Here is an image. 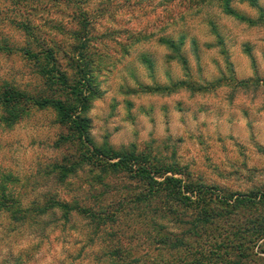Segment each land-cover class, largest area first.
<instances>
[{"label": "rangeland", "instance_id": "374dc122", "mask_svg": "<svg viewBox=\"0 0 264 264\" xmlns=\"http://www.w3.org/2000/svg\"><path fill=\"white\" fill-rule=\"evenodd\" d=\"M82 1L96 22L87 50L99 91L88 112L94 144L178 164L223 194L264 189V26L227 15L226 0L190 10L187 0ZM230 6L250 20L260 16L241 0ZM75 8L65 0H0V87L32 95L49 90L37 60L21 51L28 43L39 50L25 24L45 49H54L73 80ZM61 135L67 132L52 109H33L13 128L0 123V191L35 211L24 222L0 213V264H122L113 257L117 252L132 264H193L202 256L196 249L190 256L170 250L149 223V209L131 202L135 184L121 175L84 168L61 184L55 166L76 152L59 144ZM51 199L98 213L125 209L113 221L37 210L50 208ZM190 220L158 222L182 236ZM232 220L227 231L234 230ZM250 252L248 264H264V242Z\"/></svg>", "mask_w": 264, "mask_h": 264}, {"label": "trees", "instance_id": "16d2710c", "mask_svg": "<svg viewBox=\"0 0 264 264\" xmlns=\"http://www.w3.org/2000/svg\"><path fill=\"white\" fill-rule=\"evenodd\" d=\"M208 1L210 0H187L185 9L206 6ZM241 1L259 11L260 16L257 20H250L234 11L230 6L231 0L224 2V12L250 25L264 26V9L259 1ZM65 2L77 7L74 12V23L78 27L71 31L74 40L79 42V45L73 48L71 62L73 80L57 64L54 49H45L31 32L32 29L26 24L23 25L24 31L30 33V38L36 39L39 50L35 53L32 48L35 43H28V47L21 51L25 56L37 60L39 75L45 79L49 90L32 95L16 87L8 85L0 87L2 111L0 123L6 128H13L33 109H52L56 113L58 124L67 132V135H61L59 144L75 148L76 151L75 154L66 155L62 163L55 166L61 184H65L84 168H89L91 172L97 171L107 178L121 175L135 184L137 194L133 195L131 202L140 205L145 212L149 209L151 215L146 213L150 216L147 217L149 223L157 228L158 233L163 234L161 241L169 244L170 250L184 249L190 256L193 249H196L202 256L193 264H248L252 256L250 251L253 252L261 242H264V189L249 194H223L197 181L178 164L168 166L159 163L150 154L138 153L135 150H116L108 144L102 147L94 144L90 136L92 121L88 117V112L93 101L98 98L99 91L92 77L93 60L87 50L92 43L89 32L96 22L89 12L84 10L85 2L81 3V0ZM162 42L173 49L176 48L173 41ZM114 190L117 193L119 188ZM153 205L156 206L155 209H151ZM48 207L50 208L37 207V210H41L42 214H47L48 210L54 208L64 210L67 214L76 211L96 221L118 219V215L125 209L121 206L120 210L114 211L113 214L105 211L98 213L93 208L78 203L68 204L54 199H51ZM188 211L190 216L186 214ZM1 212L10 213L16 222H24L30 220L35 211L31 208H22L6 192L0 191ZM233 216L236 217L234 220ZM185 217H190L191 220L185 222L188 228L182 231V236L170 233L166 225H160L158 222L163 220L181 225ZM237 217L241 218L237 220ZM229 220H232L234 225L232 231L225 228ZM222 222L225 224L221 225ZM197 247L207 248V251H199ZM206 255L209 257L208 260L204 258ZM113 257L122 264H132L118 252Z\"/></svg>", "mask_w": 264, "mask_h": 264}]
</instances>
